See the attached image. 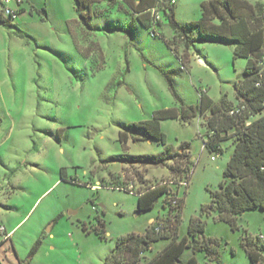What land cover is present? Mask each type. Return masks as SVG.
<instances>
[{
  "label": "rangeland",
  "instance_id": "obj_1",
  "mask_svg": "<svg viewBox=\"0 0 264 264\" xmlns=\"http://www.w3.org/2000/svg\"><path fill=\"white\" fill-rule=\"evenodd\" d=\"M170 1L177 20L186 23L199 20L202 3L210 0ZM246 1L262 5L257 17L264 23V0ZM36 3L39 12L0 26V223L10 231L22 221L14 243L23 264H105L120 237L144 234L157 220L175 219L178 211L165 201L167 194L153 210H138L139 194L160 184L184 201L180 239L190 237L191 222L200 220L206 230L199 240L220 243L219 260L200 252L195 255L199 264H253L243 238L264 234V213H245L233 229L202 212L212 203L210 191L219 189L233 153L232 140L223 143L221 156L205 149L209 112L161 122L173 148L190 143L193 164L183 177L170 171L172 162L152 167L118 160L163 152L162 145L139 140L142 132H130L125 150L119 139L129 124L181 106L168 80L185 105H198L204 92L216 104L226 99L237 105L235 84L245 79V60L235 59V46L208 41L186 50L168 24L160 39H152L122 0L94 4L89 22L74 0ZM187 181L188 186L181 185ZM57 218L52 242L49 230ZM100 220L107 239L94 231ZM39 239L44 243L30 256ZM165 244H155L147 257ZM261 254L264 259V247ZM191 255L187 250L186 257ZM7 256L0 251L1 264H18Z\"/></svg>",
  "mask_w": 264,
  "mask_h": 264
},
{
  "label": "trees",
  "instance_id": "obj_2",
  "mask_svg": "<svg viewBox=\"0 0 264 264\" xmlns=\"http://www.w3.org/2000/svg\"><path fill=\"white\" fill-rule=\"evenodd\" d=\"M100 1L75 0L80 17L89 22L93 17L92 6ZM122 1L137 16L142 27L148 29L152 39H160L162 26L168 24L182 40L186 50L197 42L231 43L235 46V59L245 60V79L235 84L239 101L237 105L226 99L216 104L206 92L201 94L198 105H185L174 82L168 80L169 89L181 106L157 110L151 119L129 124L120 133L119 139L125 150L130 132H142L144 136L139 140L156 142L164 147L163 152L159 155L122 156L118 159L127 164L152 167H166L172 162L170 171L183 177L193 164L190 143H184L178 149L173 148L168 144L161 122L170 119L187 121L209 112L211 117L207 122L205 149L221 156L225 152L223 143L232 140L233 153L219 189L210 191L212 203L202 206V212L208 216L215 215L217 221L237 229L238 217L254 210L264 213V23L257 17V12L263 10L262 5H252L246 0H210L202 3L199 20L183 24L177 20L176 8L170 0ZM85 9L88 15L83 12ZM152 9H157L161 15V21L156 24ZM9 24L10 21L0 16V26ZM166 46L171 50V44L166 43ZM182 64H185L184 60ZM232 111L234 114H231ZM190 174H186V179H189ZM163 194H167L165 201L171 209L178 211L175 219L168 217L163 221L157 220L144 234L131 233L120 237L105 264H199L195 255L200 252H206L211 260H219V241L212 238L199 240L198 236L206 230V224L200 220L191 222L188 234L192 239L188 236L180 239L178 231L184 201L177 198L170 187L160 184L141 192L139 212L153 210L156 200H160ZM84 230L90 233L86 227ZM94 231L101 239H107L104 221L100 220ZM160 242L167 244L148 258L147 254H153L155 244ZM41 244V240L36 242L30 256L39 251ZM243 246L253 264L264 262L261 254L264 242L246 235ZM187 250L192 252L190 257H186Z\"/></svg>",
  "mask_w": 264,
  "mask_h": 264
},
{
  "label": "built area",
  "instance_id": "obj_3",
  "mask_svg": "<svg viewBox=\"0 0 264 264\" xmlns=\"http://www.w3.org/2000/svg\"><path fill=\"white\" fill-rule=\"evenodd\" d=\"M29 4V0H0V16L7 19L8 21L18 20L22 13L26 10V6ZM155 24L161 21L160 12L157 9H152ZM155 35V32H153ZM234 114V111L231 112ZM215 159V158H214ZM183 186H188V181L181 183ZM134 188L131 185L129 189ZM133 193V192H132ZM11 238V234L7 232L6 227L0 223V247L6 244ZM257 239L264 242V234H260Z\"/></svg>",
  "mask_w": 264,
  "mask_h": 264
},
{
  "label": "crops",
  "instance_id": "obj_4",
  "mask_svg": "<svg viewBox=\"0 0 264 264\" xmlns=\"http://www.w3.org/2000/svg\"><path fill=\"white\" fill-rule=\"evenodd\" d=\"M36 1H38V0H29V4L26 6V10L22 13L23 15H26V16H28V14H31V15H34V12L35 11H38L39 12V9H38V5H37V3H36ZM74 2H75V0H74ZM189 22H191V21H189ZM186 23H188V22H186ZM183 24H185V23H183ZM203 63V62H202ZM95 187H97V186H95ZM63 217V215H61L60 216V218H62ZM152 221H154V220H152ZM57 222H58V218L57 219H53V226H52V228L49 230V234H50V237H49V239L52 241V242H54L55 240H56V234H55V232H54V228H55V226L57 225ZM21 223H22V221L20 222V223H18V224H16V225H14L12 228H11V230L9 231V229H8V227L7 226H5L6 227V229H7V232L8 233H10L11 234V238H10V240L6 243V244H4V245H2L1 247H0V251H3V253H4V255L6 256V257H8L7 255L9 254L10 256H13V257H16L17 259V261H18V264H23V257H22V255L19 253V250H18V248H17V246L15 245V243H14V239H15V236H16V234H17V232H18V227L21 225ZM2 224V223H1ZM42 236V237H41ZM40 237L41 238H43V241L44 240H47L45 237V235H41ZM39 240H41L42 241V239H39ZM38 241V240H37ZM45 242V241H44ZM44 242H42V244L44 243ZM42 244H41V246H42ZM167 244V243H166ZM166 244H165V246H166ZM164 246V247H165ZM163 247V248H164ZM41 248V247H40ZM51 248L52 249H55L56 247H55V245L54 244H52V246H51ZM40 250V249H39ZM9 252V253H8ZM1 261H3L4 262V259H0V264L2 263Z\"/></svg>",
  "mask_w": 264,
  "mask_h": 264
}]
</instances>
